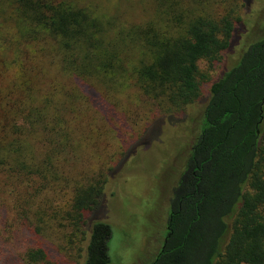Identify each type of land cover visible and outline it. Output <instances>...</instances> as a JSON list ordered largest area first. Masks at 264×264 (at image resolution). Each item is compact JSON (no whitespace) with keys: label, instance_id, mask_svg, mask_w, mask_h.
<instances>
[{"label":"trees","instance_id":"trees-1","mask_svg":"<svg viewBox=\"0 0 264 264\" xmlns=\"http://www.w3.org/2000/svg\"><path fill=\"white\" fill-rule=\"evenodd\" d=\"M249 1H5L30 63L14 84L18 107L4 113L10 128L0 132V165L41 185L25 221L38 244L21 264H109L111 228L91 214L103 207L108 177L134 149L115 168L85 169L82 135L68 113L92 102L104 118L127 116L119 104L129 91L169 121L205 103L151 264H264V39L248 45L206 97L201 86L209 78L198 67L223 60ZM135 10L144 16L128 21ZM42 242L56 249L55 260ZM76 248L82 263L71 255Z\"/></svg>","mask_w":264,"mask_h":264},{"label":"rangeland","instance_id":"rangeland-1","mask_svg":"<svg viewBox=\"0 0 264 264\" xmlns=\"http://www.w3.org/2000/svg\"><path fill=\"white\" fill-rule=\"evenodd\" d=\"M5 1L0 0V132H8L10 128H5L4 113L7 106L18 107L20 95L14 84L20 80L22 67L30 63L25 47L18 44L10 22L14 16ZM247 6L241 13L237 38L224 53L223 60L211 68L204 62L198 64L209 78L201 86L205 97L211 83L238 62L248 45L264 39V0H251ZM144 7L149 13V7L146 4ZM131 13L127 16L135 18H126L128 21H139L144 16L141 10ZM64 88L68 89L66 85ZM120 99V109L128 114L124 117L117 112L119 117L104 118L92 102L82 112L70 110L68 114L77 119L76 127L82 135L79 163L85 169L99 164L115 168L126 149L133 147L120 168L108 177L102 199L104 208L100 205L91 215L101 217V222L111 228L109 264H151L164 242L173 192L185 171L205 103L187 107L183 114L169 121L159 117L156 108L135 91L127 92ZM20 123L23 122L19 120L16 124ZM148 125L150 130L144 136L143 145L136 144ZM9 168L6 163L0 165V264H21L24 253L38 244L25 231L28 226L25 221L31 219L30 210L38 205L36 192L41 185H29L27 179L23 182L18 171ZM90 226L87 223L86 230ZM86 244L87 236L78 246L84 249ZM42 245L55 260L56 249L45 242ZM76 251L77 248L71 255L82 263L84 252L78 260Z\"/></svg>","mask_w":264,"mask_h":264}]
</instances>
